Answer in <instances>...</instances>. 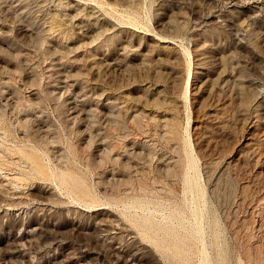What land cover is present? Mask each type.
Wrapping results in <instances>:
<instances>
[{
	"label": "rangeland",
	"instance_id": "rangeland-1",
	"mask_svg": "<svg viewBox=\"0 0 264 264\" xmlns=\"http://www.w3.org/2000/svg\"><path fill=\"white\" fill-rule=\"evenodd\" d=\"M0 264H264V0H0Z\"/></svg>",
	"mask_w": 264,
	"mask_h": 264
}]
</instances>
